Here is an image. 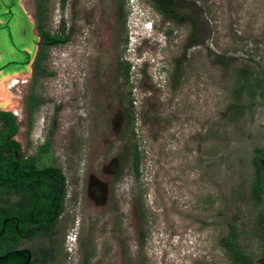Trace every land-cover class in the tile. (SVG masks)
I'll use <instances>...</instances> for the list:
<instances>
[{
  "label": "rangeland",
  "instance_id": "rangeland-1",
  "mask_svg": "<svg viewBox=\"0 0 264 264\" xmlns=\"http://www.w3.org/2000/svg\"><path fill=\"white\" fill-rule=\"evenodd\" d=\"M173 4L178 21L150 0H0L16 155L66 185L49 233L9 248L37 264H264V194L249 193L264 147V0ZM243 70L260 81L254 97L236 92ZM36 194L0 189V204ZM230 230L245 262L221 244Z\"/></svg>",
  "mask_w": 264,
  "mask_h": 264
},
{
  "label": "trees",
  "instance_id": "trees-1",
  "mask_svg": "<svg viewBox=\"0 0 264 264\" xmlns=\"http://www.w3.org/2000/svg\"><path fill=\"white\" fill-rule=\"evenodd\" d=\"M165 18L179 20L173 14V0H150ZM41 30V26L38 27ZM41 41L45 44H55L66 40L65 37L42 33ZM189 45V44H188ZM236 92L246 89L250 97L256 94L260 86L257 77L253 83L249 80L250 72L243 70L239 74ZM241 105L229 106L231 114L241 113ZM0 189L24 190L31 187L36 194L32 203L27 206H13L0 204V264H37L31 256V251L25 248H9V244H18L23 239H28L36 234H48L56 224L64 208L66 195L65 177L62 171L55 166L46 165L36 167L31 160L23 159L16 155L18 144L13 136L17 131L16 117L8 110H0ZM6 149L8 154H2ZM264 147L254 149L251 158L252 182L249 193L254 202L259 203L264 194V173L261 168V159ZM133 166L137 170L138 157L134 156ZM257 234L264 241V214L260 213L257 219ZM221 244L234 256L238 263L245 262V258L238 255L235 233L230 230L221 238ZM44 252L38 253V260L43 261ZM42 264V263H41Z\"/></svg>",
  "mask_w": 264,
  "mask_h": 264
}]
</instances>
